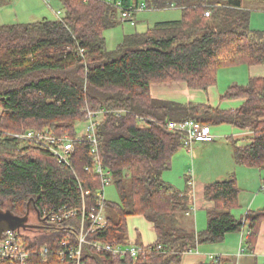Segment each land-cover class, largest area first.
I'll list each match as a JSON object with an SVG mask.
<instances>
[{
  "label": "trees",
  "instance_id": "16d2710c",
  "mask_svg": "<svg viewBox=\"0 0 264 264\" xmlns=\"http://www.w3.org/2000/svg\"><path fill=\"white\" fill-rule=\"evenodd\" d=\"M63 17L30 24H0V209L22 219L18 228L31 251L27 264H74L60 261V243L76 247L81 213L55 226L32 230L42 210L62 207L87 213L96 206L101 180L84 167L99 163L111 172L119 203L104 201L106 227L86 241L125 245L127 219L142 217L152 225L155 242L146 256L113 259L89 245L81 250L86 264H181L182 255L199 246L219 244L246 228V249L256 243L264 207L235 216L240 189L235 178L204 187L206 226L195 231L190 219L191 189L177 191L162 179L182 136L167 124L193 120L215 127L249 129L252 137L231 141L235 163L264 169V77L230 86L221 100H240L234 111L208 104L181 105L152 97L151 86L184 83L190 91L207 92L220 69L264 65V32L250 29L248 3L261 0H58ZM10 0H0V8ZM177 9L175 22L159 23L144 33L126 35L114 50L106 48V31L136 13ZM130 10V20H120ZM209 16L206 17L205 14ZM103 111L96 128L97 154L87 143L74 144L72 170L42 149L19 143L6 134L50 130L75 138L83 110ZM122 111L116 116L115 112ZM129 181L125 189L124 181ZM187 184V183H186ZM81 190L88 192L82 199ZM86 223V230L89 229ZM31 229V230H30ZM141 245L139 239L134 241ZM46 247L43 260L38 249ZM57 255V257H56ZM232 264L228 260L218 263Z\"/></svg>",
  "mask_w": 264,
  "mask_h": 264
},
{
  "label": "crops",
  "instance_id": "0c3cea01",
  "mask_svg": "<svg viewBox=\"0 0 264 264\" xmlns=\"http://www.w3.org/2000/svg\"><path fill=\"white\" fill-rule=\"evenodd\" d=\"M247 7L250 11V29L264 32V0L257 3H248ZM133 23L135 24V19ZM258 77H264V65L247 68L243 82L246 83L249 78ZM216 85L210 87L207 92H200L188 90L184 83H166L152 85L150 91L155 99L175 102L181 105L208 104L223 111L238 109L241 101L221 100L222 95L218 93ZM232 85L238 84L231 83L230 86ZM211 131L214 134V141L208 144L195 145L191 156L185 154L182 148L179 149L189 159H192L194 169L191 172L192 179L193 175L195 178L193 190L191 191V202L195 213L191 215L190 219L193 222L195 231H201L205 228V211L213 207L211 203L203 199L204 187L207 184L227 181L232 177L235 178L240 189L238 197L239 208L235 210V213H238L237 216H241L248 211H259L264 207V194L257 195V193H261L258 190H261L264 186V169L259 170L261 172L257 175L253 169L238 166L235 163L230 143L234 140L252 137V132L249 129L239 130L226 124L212 127ZM216 140L220 141L216 142ZM176 159L178 158L174 155L171 163L174 164ZM199 211L203 212V218H198L197 213ZM143 220L147 223L146 225L151 235L145 238L146 241H143L144 239L135 231L132 234H128V239L129 242L139 239L141 245L150 246L155 242V235L152 225L144 218ZM246 238L247 230L243 228L239 233L227 235L224 241L219 244L197 247L196 253L182 257L181 264L207 263L206 260H208L207 257L209 255L219 256L221 260H228L232 264H264V222L259 227L256 243L252 251L249 252L245 249L241 255L240 249L245 247Z\"/></svg>",
  "mask_w": 264,
  "mask_h": 264
},
{
  "label": "built area",
  "instance_id": "2783aa9c",
  "mask_svg": "<svg viewBox=\"0 0 264 264\" xmlns=\"http://www.w3.org/2000/svg\"><path fill=\"white\" fill-rule=\"evenodd\" d=\"M139 11H146L144 6H141ZM138 11V12H139ZM133 16V12L130 10L122 11L120 14V20L127 21ZM209 16L208 13L205 14ZM61 19V18H60ZM59 20V19H58ZM86 115V127L84 132L77 133L75 138L68 136H56L50 130L44 129L41 131L27 130L20 133L6 134L8 138L15 139L19 143L24 145H32L38 147L53 157L57 163L68 167L72 170L71 161L74 156V144L75 143H87L90 145L91 154L96 157L97 154V141H96V128L103 120L105 112H90L83 110ZM116 116L122 115V111L115 112ZM169 131L176 132L182 136L181 148L187 155L191 156L195 145L208 144L214 141V136L211 131V127L208 125H202L193 120H187L184 122L167 124ZM86 173H93L101 180L102 189L98 194V200L94 209L87 213L85 210L84 202L82 201L81 209H67L62 207L57 211L42 210L36 226L31 225L33 230H39L41 226H55L63 221L71 220L81 213V221L78 226V233L76 235V247L71 246L69 238H66L60 243V251L58 252V258L60 261L70 260L74 264H86L81 259V250L84 245H89L97 253H106L113 259L132 258L136 259L140 256H146L150 253L149 248L143 245H137L135 242H128L125 245H114L102 241H86L87 234H94L102 231L106 225V217L104 213V198L103 190L111 183V172L103 168L99 163H96L93 168L84 167ZM190 189L193 187V181L187 182ZM192 191V189H191ZM264 192V186L261 188ZM82 199L88 196V192L81 190ZM194 212L193 205L189 210V215ZM89 222V229L86 230L85 225ZM248 235V234H247ZM246 237V236H245ZM246 248L240 249V254L244 253ZM40 257L44 260L48 254L46 247H40L38 249ZM196 253V249H189L183 253V256ZM31 251L26 248L24 236L20 231L13 230L3 234L0 239V264H27L30 258ZM57 257V255H56ZM209 262L218 263L221 258L219 256L209 255L207 257Z\"/></svg>",
  "mask_w": 264,
  "mask_h": 264
},
{
  "label": "rangeland",
  "instance_id": "374dc122",
  "mask_svg": "<svg viewBox=\"0 0 264 264\" xmlns=\"http://www.w3.org/2000/svg\"><path fill=\"white\" fill-rule=\"evenodd\" d=\"M63 17L61 5L58 0H10V3L0 8V24L1 25H18V24H30L47 19L50 21H56ZM181 17L180 11L177 9H169L165 11H139L135 15V24L130 22H122L120 26L115 29L106 31L104 33L106 39V48L108 51L115 49L117 44L123 39L124 36L134 33H144L148 28L153 27L159 23L175 22ZM247 67H234L220 69L217 73V91L219 94L224 95L231 83H237L238 85L245 84L243 79L246 77ZM223 93V94H222ZM1 111V109H0ZM77 132H84L86 123L76 124ZM212 130V127H211ZM213 134V132H212ZM214 135V134H213ZM220 140H216L219 142ZM195 148V147H194ZM194 150V149H193ZM185 152V151H184ZM193 153V152H192ZM186 154V152H185ZM176 159L174 164L171 163L170 170L166 171L162 175V179L165 183L183 192L186 188L188 181L194 182L191 176V172L194 171L192 165V159H189V155H184L181 150L175 154ZM255 170L258 175L259 170ZM263 174V173H261ZM263 179V178H262ZM125 189H129V181H124ZM195 184V183H194ZM211 184V183H210ZM207 184V185H210ZM206 185V186H207ZM188 186V185H187ZM193 190V188H191ZM257 195L264 194L263 191L258 190ZM104 201L110 204L119 203V195L115 186V183L111 180L103 190ZM105 215H109L115 220V215L112 211L104 210ZM194 212L192 215H194ZM198 218H203V212L199 211ZM237 216L238 213H235ZM147 223L140 217H130L127 219V231L128 234H132L137 231L138 234L146 241V237L151 233L146 225ZM29 225L36 226V222L31 220ZM31 230V229H30ZM33 230V229H32ZM245 245V243H244ZM246 248V245L245 247ZM209 263L208 260H206Z\"/></svg>",
  "mask_w": 264,
  "mask_h": 264
},
{
  "label": "water",
  "instance_id": "95a60500",
  "mask_svg": "<svg viewBox=\"0 0 264 264\" xmlns=\"http://www.w3.org/2000/svg\"><path fill=\"white\" fill-rule=\"evenodd\" d=\"M26 218H18L10 212H5L0 209V239L3 234L8 231L18 230L20 227H25Z\"/></svg>",
  "mask_w": 264,
  "mask_h": 264
}]
</instances>
